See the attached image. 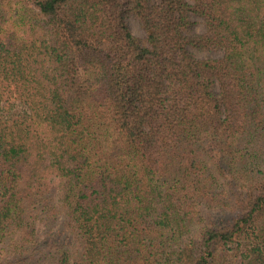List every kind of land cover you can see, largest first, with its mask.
Listing matches in <instances>:
<instances>
[{
    "label": "trees",
    "instance_id": "trees-1",
    "mask_svg": "<svg viewBox=\"0 0 264 264\" xmlns=\"http://www.w3.org/2000/svg\"><path fill=\"white\" fill-rule=\"evenodd\" d=\"M0 264H264V0H0Z\"/></svg>",
    "mask_w": 264,
    "mask_h": 264
},
{
    "label": "rangeland",
    "instance_id": "rangeland-1",
    "mask_svg": "<svg viewBox=\"0 0 264 264\" xmlns=\"http://www.w3.org/2000/svg\"><path fill=\"white\" fill-rule=\"evenodd\" d=\"M193 21L195 22V24H194V28H193L192 33H204L205 32V25H204L203 19L200 17L194 16ZM130 23H131V28H132L133 33L139 37H142L143 31H142L141 26L138 23V21L133 19V20H131ZM193 52L199 58L218 57L222 54L220 51L208 52V51L193 50Z\"/></svg>",
    "mask_w": 264,
    "mask_h": 264
}]
</instances>
